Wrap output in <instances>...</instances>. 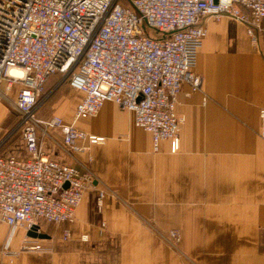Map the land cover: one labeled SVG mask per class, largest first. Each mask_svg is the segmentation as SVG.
<instances>
[{"label": "crops", "instance_id": "obj_1", "mask_svg": "<svg viewBox=\"0 0 264 264\" xmlns=\"http://www.w3.org/2000/svg\"><path fill=\"white\" fill-rule=\"evenodd\" d=\"M205 20L193 66L201 84L193 90L183 82L177 97L185 119L176 151L168 139L153 150L133 112L113 101L74 119L83 96L76 89L41 116L59 114L65 124L104 136L71 153L60 128L51 127L41 146L51 158L89 168L105 191L98 205V191L86 190L72 221H41L44 235L33 237L44 250H20L27 230L0 221V264H264V17L257 44L239 19ZM16 83L0 97V155L27 157L16 129ZM173 228L180 233L175 245L168 240Z\"/></svg>", "mask_w": 264, "mask_h": 264}, {"label": "built area", "instance_id": "obj_2", "mask_svg": "<svg viewBox=\"0 0 264 264\" xmlns=\"http://www.w3.org/2000/svg\"><path fill=\"white\" fill-rule=\"evenodd\" d=\"M223 15L243 21L257 44L264 0H0V97L20 83L16 129L29 152L0 155V221L27 231L41 221H72L88 189L98 191L101 203L105 190L89 168L42 149L51 127L60 128L61 143L71 153L104 141L103 135L65 124L59 114L37 115L49 75H68L70 86L83 93L74 119L96 115L105 101H113L133 112L135 125L150 133L153 150L168 139L174 152L185 119L176 112L178 94L185 81L193 90L201 84L193 66L207 35L205 18ZM11 67L22 75L10 73ZM258 117L264 118V107ZM258 134L264 138V125ZM69 235L65 229L63 237ZM168 240L179 242L178 229L168 231ZM19 249L45 247L27 234Z\"/></svg>", "mask_w": 264, "mask_h": 264}, {"label": "rangeland", "instance_id": "obj_3", "mask_svg": "<svg viewBox=\"0 0 264 264\" xmlns=\"http://www.w3.org/2000/svg\"><path fill=\"white\" fill-rule=\"evenodd\" d=\"M69 89L74 88L69 84L68 75L55 73L49 76L44 82L42 92L38 97L37 115L39 117L50 115L65 97V102H67L69 98L67 91Z\"/></svg>", "mask_w": 264, "mask_h": 264}, {"label": "water", "instance_id": "obj_4", "mask_svg": "<svg viewBox=\"0 0 264 264\" xmlns=\"http://www.w3.org/2000/svg\"><path fill=\"white\" fill-rule=\"evenodd\" d=\"M38 225H33L32 228H30L27 233L31 236H43L44 233L37 231Z\"/></svg>", "mask_w": 264, "mask_h": 264}, {"label": "bare ground", "instance_id": "obj_5", "mask_svg": "<svg viewBox=\"0 0 264 264\" xmlns=\"http://www.w3.org/2000/svg\"><path fill=\"white\" fill-rule=\"evenodd\" d=\"M9 72H10V73H13V74H15V75H17V76H21V75H22V69H20V68H18V67H11V68L9 69Z\"/></svg>", "mask_w": 264, "mask_h": 264}, {"label": "trees", "instance_id": "obj_6", "mask_svg": "<svg viewBox=\"0 0 264 264\" xmlns=\"http://www.w3.org/2000/svg\"><path fill=\"white\" fill-rule=\"evenodd\" d=\"M54 74H55V73H54ZM51 75H52V74H51ZM51 75H49V76H51ZM49 76H48V77H49Z\"/></svg>", "mask_w": 264, "mask_h": 264}]
</instances>
